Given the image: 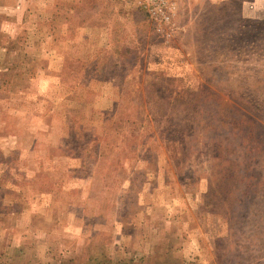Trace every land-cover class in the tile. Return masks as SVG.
Returning <instances> with one entry per match:
<instances>
[{"label":"rangeland","instance_id":"1","mask_svg":"<svg viewBox=\"0 0 264 264\" xmlns=\"http://www.w3.org/2000/svg\"><path fill=\"white\" fill-rule=\"evenodd\" d=\"M174 1L0 0V264H264V0Z\"/></svg>","mask_w":264,"mask_h":264},{"label":"built area","instance_id":"2","mask_svg":"<svg viewBox=\"0 0 264 264\" xmlns=\"http://www.w3.org/2000/svg\"><path fill=\"white\" fill-rule=\"evenodd\" d=\"M142 8L146 11L151 21L164 25H171L175 15L174 0H142ZM169 25V26H170Z\"/></svg>","mask_w":264,"mask_h":264},{"label":"trees","instance_id":"3","mask_svg":"<svg viewBox=\"0 0 264 264\" xmlns=\"http://www.w3.org/2000/svg\"><path fill=\"white\" fill-rule=\"evenodd\" d=\"M253 135H254V129H253Z\"/></svg>","mask_w":264,"mask_h":264}]
</instances>
